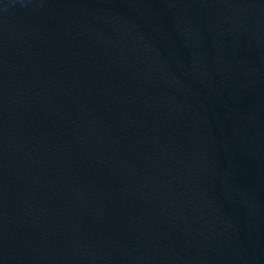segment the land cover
Masks as SVG:
<instances>
[{
    "label": "water",
    "instance_id": "obj_1",
    "mask_svg": "<svg viewBox=\"0 0 264 264\" xmlns=\"http://www.w3.org/2000/svg\"><path fill=\"white\" fill-rule=\"evenodd\" d=\"M0 264H264V0H0Z\"/></svg>",
    "mask_w": 264,
    "mask_h": 264
}]
</instances>
